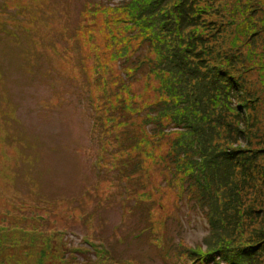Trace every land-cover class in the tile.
Segmentation results:
<instances>
[{
	"label": "rangeland",
	"instance_id": "374dc122",
	"mask_svg": "<svg viewBox=\"0 0 264 264\" xmlns=\"http://www.w3.org/2000/svg\"><path fill=\"white\" fill-rule=\"evenodd\" d=\"M119 1L0 0V264H264L260 0H192L170 63L140 61ZM169 64L184 77L161 97L150 70ZM180 90L202 114L165 103H194ZM184 147L198 181L169 163Z\"/></svg>",
	"mask_w": 264,
	"mask_h": 264
},
{
	"label": "trees",
	"instance_id": "16d2710c",
	"mask_svg": "<svg viewBox=\"0 0 264 264\" xmlns=\"http://www.w3.org/2000/svg\"><path fill=\"white\" fill-rule=\"evenodd\" d=\"M155 0H120L119 4L121 5V8L119 9H113V13H126V15L131 20V25L133 27L131 28L130 34L135 32L137 37L131 36L129 38L139 39L140 46L145 47L146 50H148V53H144L143 57L140 59V61H146V57H151L152 54L156 55V57L160 56L161 62H168L170 63V59L173 58V54L171 49H177L179 48L180 52H183L186 54L185 49H189V47L185 46L182 47L183 44H189L191 43L190 40L183 43L181 40L183 38V30L176 28L179 26V21H185L182 24L185 23L184 27H187V23L193 14L191 4L195 6L197 2H192V0H179L178 4H181L177 9H172L170 13H168V9L166 10H158L154 4ZM118 6V5H117ZM115 6V7H117ZM263 6V16H264V0H260V5ZM174 11V13H173ZM172 22V24H171ZM157 23V24H156ZM180 24V25H182ZM196 24V23H194ZM176 28L175 33L172 32V30ZM192 28V27H191ZM195 27H193L194 29ZM190 30V29H189ZM256 32V31H255ZM128 36L123 34V39L121 42V48L122 46L125 47L127 44ZM177 37V38H176ZM199 38V37H197ZM264 39V38H263ZM263 44V43H262ZM264 45V44H263ZM132 46V41L130 42L128 47ZM119 50V51H120ZM159 61V59H158ZM157 61V62H158ZM156 62V61H155ZM144 63V64H145ZM148 65H152V63H148ZM174 66V67H173ZM184 71L180 66L169 64L165 67H157L155 70L151 69L150 72L157 76L160 80L157 81V85L163 83L162 88L159 90V95L163 97L164 94H170L172 91L170 90V84L171 82L175 81H181V79L184 77L183 73ZM223 76L227 77H233L234 75L226 74L224 69L219 67L217 69V72L214 75H219V72ZM183 95L193 98L195 101L194 103H189L188 101L184 99H180V95H178L177 98H170L171 100H168L165 103H168L171 105V107H174L176 109L177 107H182L184 109L194 110L197 111L198 114H202V111L197 109V106L199 103L196 101V98L192 95H189L187 90H180ZM184 101V104L181 105V102ZM194 148V147H193ZM188 147H184L180 150H174V160L169 161V163L172 165L174 171L176 174L181 176H186L191 174L192 172L195 173V176L197 177V181L200 179V177L203 174V170L208 168V164L205 161V158L190 160L188 157H186V152ZM195 159L196 154L193 156ZM233 154H229L226 156L227 159L233 158ZM201 159H204L202 161ZM227 164V167H231L229 174H224L225 177H228L232 174V160H228L225 162ZM225 169V167H224ZM211 170V165H210ZM227 171H225L226 173ZM214 174L210 173L207 176H203V178H206V184L204 186V193L202 194L203 201H200V203L205 207H208L210 199L213 197V194L215 192V188L218 187V183H216L217 179L213 178ZM187 181L189 179L188 176H186ZM190 180V179H189ZM196 179H192V185H197ZM189 186H191V181L189 182ZM222 209H224V212L227 210V205L224 204V200L222 201V204L220 206ZM211 254H215L213 257V260L218 264L221 260L222 264H239L238 261L233 258V256L230 254V251H227L226 249H220L216 248ZM211 258V257H209ZM209 258L204 257V259L208 260ZM219 258V259H218Z\"/></svg>",
	"mask_w": 264,
	"mask_h": 264
}]
</instances>
